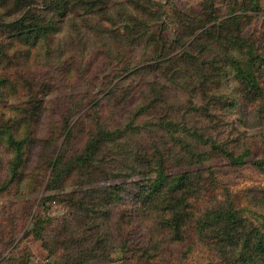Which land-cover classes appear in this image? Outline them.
<instances>
[{
  "label": "rangeland",
  "instance_id": "rangeland-1",
  "mask_svg": "<svg viewBox=\"0 0 264 264\" xmlns=\"http://www.w3.org/2000/svg\"><path fill=\"white\" fill-rule=\"evenodd\" d=\"M14 1L0 0V23L28 9ZM52 1L28 0L42 11ZM80 1L56 0L65 17L54 18V34L23 68L9 70L20 86L16 97L0 101V116L16 117L14 105L40 102L42 109L33 131L39 144L28 150L22 179L0 194V264H230L232 247L207 246L193 223L232 207L243 237L263 233L264 173L249 159L229 165L207 138L264 161V94L247 102L229 74L213 80L229 53L226 36L243 31L263 46L264 0H107L89 9ZM130 20L135 39L128 43ZM202 73L212 76L208 85ZM97 129L127 134L68 171ZM7 152H0V187ZM158 157L167 178L187 173L208 182L205 170L214 173L205 190L190 192L180 236L164 228L163 210L134 204V184L144 173L139 161L160 163ZM53 160L58 170L67 168L62 177Z\"/></svg>",
  "mask_w": 264,
  "mask_h": 264
},
{
  "label": "trees",
  "instance_id": "trees-1",
  "mask_svg": "<svg viewBox=\"0 0 264 264\" xmlns=\"http://www.w3.org/2000/svg\"><path fill=\"white\" fill-rule=\"evenodd\" d=\"M101 2L104 4L107 0H82L80 4L89 9ZM23 3H27L28 9L21 13L17 19L8 23H0V101L16 97V90L20 86L17 77L9 76L11 74L9 70L14 69L15 72L18 67L23 68L25 62L29 61L28 59L38 47L44 46L48 37L54 34V18L59 15L65 17L60 2L57 3L56 0L51 2L50 9L45 11L32 7L28 0H15L14 6L16 8L26 7ZM64 5L68 7L70 3L66 1ZM139 29H143L146 34L145 26H139ZM236 35L231 34L225 37L229 53L223 65L213 73V80H216L214 76H220L218 77L220 81L223 76L229 74L227 80L231 79L240 86V98L252 102L264 94V36L261 39L263 46L258 48L255 43L247 41L243 31H239ZM134 39L133 22L130 20V28H125V40L130 43ZM150 42L155 44L153 39H150ZM200 76L201 81L205 80L206 85H208L209 79H212V76L209 78L205 73ZM33 106L32 109H25V107L14 105L12 109L14 113L16 112V117L4 119L0 116V152L5 149L8 151V155L11 154V160L7 165V179L0 187V194L21 181L22 172L26 168L28 150L39 144L38 139L33 136V131L34 124L39 121L42 105L38 102L37 106ZM148 125L147 123L146 127ZM167 125L174 126L175 124L169 121ZM131 127L132 130L134 127L135 130H138V126ZM126 134L125 129H115L110 132L97 129L94 134H89L85 143V154L77 156L68 167V171L72 167L84 168L85 163H90L92 155L102 149L104 145L111 144L118 137ZM192 137L206 144L199 134L194 133ZM207 141L210 151L216 152L221 158L226 159L229 165L239 167L246 159H249L250 165L258 172L264 173V161L253 156L248 149L241 153H235L220 146L212 137L211 139L207 138ZM117 144L120 146V143ZM195 159L197 163H202L204 160L200 156ZM158 160L160 163H153L150 160L139 161L138 172L143 171L144 173H141V178L134 184L133 195L137 194L134 204L141 206L145 211L163 210L166 213L165 219L162 221L164 228L180 236L186 224L185 216L188 214L187 208H189L187 198L190 192L197 185L202 191L205 190L206 184L214 182V173L209 168L205 170L204 173L208 174V182H204L205 176L193 180L194 174L190 176L187 173L167 178L162 171L163 158L158 157ZM50 165L52 171H56L60 177L67 169L62 167L58 170V162L54 160L50 162ZM153 175L155 177H152ZM117 201L119 202V198ZM231 210L232 207L219 212L210 211L197 219L193 226L198 238L204 240L207 246L214 243L223 245L222 248L226 245L231 246L232 249L229 252L233 256L230 264H251L253 260L256 264H264V229L257 240L251 241L243 237L241 217ZM160 216L162 217V215ZM262 227L264 228V221ZM121 248V252H124V247Z\"/></svg>",
  "mask_w": 264,
  "mask_h": 264
}]
</instances>
